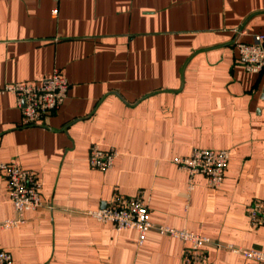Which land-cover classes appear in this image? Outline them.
I'll return each mask as SVG.
<instances>
[{"label":"crops","instance_id":"1","mask_svg":"<svg viewBox=\"0 0 264 264\" xmlns=\"http://www.w3.org/2000/svg\"><path fill=\"white\" fill-rule=\"evenodd\" d=\"M56 11V12H55ZM264 34V0H0V158L33 169L43 206L0 229L10 264H184L185 246L87 210L142 191L156 225L222 246L206 264H261L226 246L264 250L249 206L264 200V75L239 42ZM60 70L70 83L44 125L24 126L5 86ZM93 145L118 151L89 162ZM196 148L230 150L222 184L175 162ZM17 218L0 174V222Z\"/></svg>","mask_w":264,"mask_h":264},{"label":"built area","instance_id":"2","mask_svg":"<svg viewBox=\"0 0 264 264\" xmlns=\"http://www.w3.org/2000/svg\"><path fill=\"white\" fill-rule=\"evenodd\" d=\"M56 12V11H55ZM239 59L248 71L264 75V34H256L252 42H239ZM70 83L58 69L42 78L39 82L20 81L5 86L16 94L22 113L24 126L44 125L45 118L56 111L65 101ZM118 151L114 148L102 149L93 145L89 152L90 164L105 170L113 166ZM230 160V150L196 148L189 156L177 157L178 166L189 173L188 190L194 188L193 176L201 173L213 187L222 184ZM0 174L7 178L11 200L17 212V218H8L0 222V229L18 225L24 221L27 210H36L43 206L41 183L35 170L24 168L16 162L0 158ZM249 217L253 226L264 225V200H255L249 206ZM87 214L98 221H110L117 228H135L139 232L138 243H143L146 233L155 228L161 234L179 238L185 246L184 264H206V248L210 244L222 246L206 235L186 228L156 225L151 217L149 205L142 191L132 197L116 195L110 204L89 209ZM234 252L264 264V250L256 247L242 248L226 244ZM11 251L0 248V264H10Z\"/></svg>","mask_w":264,"mask_h":264}]
</instances>
